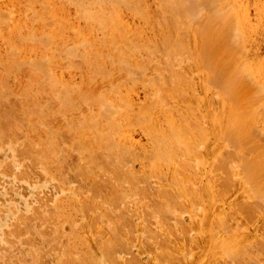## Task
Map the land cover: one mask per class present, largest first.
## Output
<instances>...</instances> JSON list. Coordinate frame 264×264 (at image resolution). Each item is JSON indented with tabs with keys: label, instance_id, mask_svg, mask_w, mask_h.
Masks as SVG:
<instances>
[{
	"label": "rangeland",
	"instance_id": "rangeland-1",
	"mask_svg": "<svg viewBox=\"0 0 264 264\" xmlns=\"http://www.w3.org/2000/svg\"><path fill=\"white\" fill-rule=\"evenodd\" d=\"M81 1L0 0V264H264L258 1ZM239 4L238 67L260 73L231 95Z\"/></svg>",
	"mask_w": 264,
	"mask_h": 264
},
{
	"label": "bare ground",
	"instance_id": "bare-ground-1",
	"mask_svg": "<svg viewBox=\"0 0 264 264\" xmlns=\"http://www.w3.org/2000/svg\"><path fill=\"white\" fill-rule=\"evenodd\" d=\"M257 1H258V2H257ZM53 2H54V1H53ZM59 2H60V1H59ZM59 2H58V3H59ZM83 2H84V0H83ZM83 2L81 1L82 5H83ZM256 2H257V4H256ZM256 2H255V4H256L257 7L255 6V8H257V9H255V10L258 11V13L256 14L257 17H256V24H255V25H256V27L258 28V27H261L262 24H263V22H264V5L262 4L263 2H261L260 0H256ZM260 2H261V3H260ZM48 3H49V1H48ZM51 3H52V2H51ZM81 3H80V4H81ZM178 3H179V2H177V4H178ZM258 3H260V4H258ZM52 4H53V3H52ZM52 4H51V5H52ZM84 4H85V3H84ZM49 5H50V4H49ZM57 5H58V4H57ZM82 5H81V8L83 7V8H82V11H83L85 8L88 7V6L85 7V5H84V6H82ZM54 6H55V4H54ZM173 6H174V5H173ZM237 6H238V5H237ZM237 6H236V7H237ZM52 7H53V6H52ZM84 7H85V8H84ZM239 7L243 8V9H238V10L236 9V10H237V11L235 10L236 12H233V13H230V14H226V15L223 16V18H222V20H223V21H222V22H223L222 26H223V27H222V26H221L222 28L220 27V30H222V31H221V33L219 34V35L221 36V34H222L223 30H224L223 28H226L225 31H224V33H223V34H224V43H225V44H228V42H230V39H231V40L235 39V42H237V43L233 42L234 40L231 42V43H233V44H236V47L233 46V50L229 49V50H231V53L229 52V53H230L229 55L224 53L225 55L229 56V57L226 56L227 59H228V58L231 59L230 56H231V54H232V60H233V56H234L235 53H236V55H235L236 57H234V60L231 61V63H232V62H235V63H234L233 65L230 63V65H231V66H235V64H236L237 66H236V68H234V70L232 69L231 73H232V72H233V73L230 75L231 77H228V76H229L228 74H229L230 71H228V74H227V69H226V68H225V69L223 68V69H224L223 71H221L222 69H220V70L217 69L218 65H216L217 67L214 66L216 70L213 68V69L215 70L214 72H216L217 75L219 74V72L217 73V70H218V71H221V73H222L221 75H222V76H220V75H219V76H220V79H221V81H222L221 83H224V87H225V89H223V88H222V89H223V91L226 90V92H229V89H232V88H233V87H232V88L227 87V86H229L227 83L225 84V82H226L227 80L230 81L229 83H231V82L234 83V82H236L235 80H236L237 78L239 79V77H237V76H239V74L241 75L240 79H242V78L244 79V78H248L249 76L251 77L252 75H257L256 73H260L261 71L264 72V71L262 70V68H261V67H264V65H262V66H260V68H258L259 64H264V57H263V51H264V33H263V36H262L261 39L256 40V43H255L254 46H253L254 43L252 44V48H251V50H250V51H248L249 49L247 50V52H248L249 54L252 53V54L254 55V60H255L256 62H258V66H257L256 63H254V61H253L252 63H254V65L256 64V68H257V69H259V70L261 69L260 72H259V71L255 68V66H254V68L258 71V72H255V74H254V71H256V70H254L253 67H251V65H252V64L250 65L251 60H250L249 65L246 66V68H247V67L249 68V69L247 68L249 71L245 68V64H246V65L248 64V63H246V61H249V60H248L249 58L247 59V53H243V56H245V61H244L245 64H243L244 62L242 61V64L244 65L243 68H245L246 70H245V69H242V70H241V68L238 67V64H239L238 61L241 60V59L239 58V55H240V54H239V50H240L239 48H240V46H241V45L239 44V41H240V43H242V42L244 41V39H245L244 34H245V31H246L247 26H248L249 23H250V20H249V18H248L247 13H246L245 7H243L242 4H241V5L239 4L238 8H239ZM49 8H50V7H49ZM59 8H60V7H59ZM90 8H91V7H90ZM90 8H89V9H90ZM164 8L167 9V11H168L169 13H170V11L172 12V10H171V9H172L171 4H170V5L165 4V5H164ZM173 8H174V7H173ZM185 8H186V6H185L184 4H182V3H179V6H176V9H177L179 12L183 11ZM52 9L55 10L54 7H53ZM52 9H50V11H49V9H48V11H49V12H52V11H51ZM177 10H176V11H177ZM82 11H81V12H82ZM84 11H85V15H86V11L88 12V8H87V10L85 9ZM91 11H93V10H91ZM91 11H89V12H91ZM173 11H174V10H173ZM176 11H175V12H176ZM54 12H55V11H54ZM89 12H88V13H89ZM175 12H174V13H175ZM56 13H57V11H56ZM88 13H87V14H88ZM91 13H92V12H91ZM89 14H90V13H89ZM89 14H88V16L86 15L89 19H92V18H90V16L93 17V19H94V17L96 16V15H94V14H92V15H89ZM170 14H171V13H170ZM39 15H40V14H39ZM93 15H94V16H93ZM39 17H40V16H39ZM39 17H37V18H39ZM41 18H42V16H41ZM95 18H97V16H96ZM99 18H100V17H99ZM102 19H104V17H103ZM69 25H70V24H69ZM31 28H32V27H31ZM20 30H21V28H20ZM28 31H29V30H28ZM30 31H31V29H30ZM50 32H52V31L50 30ZM53 32H54V31H53ZM219 32H220V31H219ZM44 34H45V33H44ZM50 34H51V33H50ZM50 34H49V35H50ZM28 35H30V33H29ZM45 35H46V34H45ZM55 35H56V34H55ZM43 36H44V35H43ZM81 36H82V35H81ZM83 36H84V35H83ZM220 36H218V37L220 38ZM222 36H223V35H222ZM222 36H221V37H222ZM28 37H30V36H28ZM53 37H54V36H53ZM53 37H52V38H53ZM84 37H85V36H84ZM44 38L46 39V37H44ZM47 38H48V37H47ZM206 38H207V37L205 36L204 43H205ZM228 38H229V40H228ZM88 39H89V37H88ZM88 39H86V40L88 41ZM165 39H166V38H164V39H162V40H165ZM217 39H218V38H217ZM220 39H222V38H220ZM220 39H219V40H220ZM42 40H44V39H42ZM162 40H161V42H162ZM45 41H46V40L43 41V43H46L45 45H47V44L50 45V43L52 42V40H49V38L47 39L48 42H47V41L45 42ZM206 41H208V40H206ZM220 41H221V40H220ZM49 42H50V43H49ZM84 42H85V41H84ZM84 42H83V45H84L83 47H84V48H87V49H85L86 51H89L88 48H90V46H91L90 43H89L90 46L86 47V46H87L86 44H87L88 42H87V43H84ZM89 42H90V41H89ZM111 42H112V41H111ZM126 42H127V41H126ZM171 42H172V43H171ZM214 42H215V39H214ZM218 42H219V41H218ZM115 43H116V42H115ZM121 43H125V41H123V42H121ZM127 43H128V42H127ZM155 43H156V42H155ZM162 43H163V45H164L163 48H165L164 50H166V51L168 50V48H170V47L174 44V42H173V41H170V39H169V40L166 39V40L163 41ZM162 43H160L161 46H162ZM116 44H117V43H116ZM119 44H120V43H119ZM129 44H130V45H128V44L125 43L123 47H122V45L120 44L119 47H118V48H120L119 53H122V52H124L125 50H127V53L124 52V54L126 53V54H128L129 57H130V55L133 54L132 52L135 51V47H133V45H132L131 42H129ZM160 44H159V46H160ZM42 45H43V44H42ZM78 45H79V44H78ZM125 45H126V46H125ZM131 45H132V46H131ZM217 45H218V43L216 44V46H217ZM237 45H238V46H237ZM81 46H82V45H81ZM116 46H117V45H116ZM120 46H121L122 48H124L125 50L122 51V48H121ZM153 46H154V49H156L157 47H159V46H156V48H155V45H154V44H153ZM167 46H168V47H167ZM219 46L222 47V44H219ZM230 46H231V44H230ZM127 47H128L129 50H130L131 47H133V48H131V50H132V49H134V50L131 51V54L128 52L129 50L127 49ZM175 47H176V46H175ZM210 47H212V46H210ZM217 47H218V46H217ZM225 47H227V45H226ZM225 47H224V49H225ZM75 48H76V46H75ZM75 48H72L71 51H72L73 49H75ZM149 48H150V47H149ZM151 48H152V47H151ZM207 48H208V47H207ZM231 48H232V46H231ZM235 48H236V49H235ZM170 49H171V48H170ZM172 49H174L173 46H172ZM172 49H171V50H172ZM175 49H176V48H175ZM208 49H209V48H208ZM217 49H218V48H217ZM222 49H223V48H222ZM75 50H76V49H75ZM75 50H74V51H75ZM77 50H78V49H77ZM148 50H149V49H148ZM150 50H153V49H150ZM150 50H149V51H150ZM157 50H158V49H157ZM227 50H228V49H227ZM229 50H228V51H229ZM78 51H79V50H78ZM121 51H122V52H121ZM166 51H165V55H164V57L169 55V54H167ZM206 51H207V50H205V52H203V53H205V54L208 55L209 51H208V53H207ZM210 51H211V49H210ZM221 51H223V50H221ZM221 51H219V53H220ZM232 51H234V53H233ZM75 52H76V51H75ZM81 52H82V51H81ZM83 52H84V51H83ZM83 52H82L81 54H83ZM151 52H153V51H151ZM225 52H227V51H225ZM71 53H72L71 55L75 57V55H73V54H75V53H74L73 51H72ZM86 53H88V52H86ZM86 53H85V55H86ZM170 53H171V51H170ZM216 53H218V50H217ZM227 53H228V52H227ZM81 54H80V55H81ZM89 54H90V53H89ZM122 54H123V53H122ZM126 54H125V55H126ZM172 54H173V53H172ZM201 54H202V52H201ZM205 54H204L202 57H204ZM212 54H213V53H212ZM212 54H211V55H212ZM76 55H78L77 52H76ZM85 55H84V56H85ZM128 55H126V57H128ZM207 55H206L205 57H207V59H208V56H211V55H208V56H207ZM218 55H219V54H218ZM218 55H217V56H218ZM250 55H251V54H250ZM89 56H91V55H89ZM212 56L215 57L216 54H215V56H214V54H213ZM76 57H77V56H76ZM80 57H81V56H80ZM121 57H122V56H121ZM168 57H169V56H168ZM202 57H201V58H202ZM213 57H210V58H211V60H210L211 62H212V59L215 60ZM222 57H224V56H222ZM80 59H81V58H80ZM88 59H89V58H88ZM202 59H204V58H202ZM207 59H205V60H207ZM220 59H221V58H220ZM223 59H224V60H223ZM223 59H222V61H225V57H224ZM235 59H236V60H235ZM124 60H125V59L121 60L122 65H123V63H124ZM167 60H168V59H167ZM117 61H118V59H117ZM208 61H209V59H208ZM219 61H220V60H219ZM40 62H41V61H40ZM89 62H91V61L89 60ZM129 62H130V61H129ZM129 62H128V63H129ZM140 62H141V61H140ZM149 62H151V60H150ZM228 62H230V61L228 60ZM228 62L226 61V64H227ZM36 63H37V62H36ZM91 63H92V62H91ZM91 63H90V64H91ZM136 63H137V62H136ZM145 63H146V62H145ZM145 63L143 62V65H145ZM147 63H148V62H147ZM208 63H209V62H208ZM42 64H43V63H42ZM90 64H89V65H90ZM94 64H96V63H94ZM117 64H118V63H117ZM124 64H125V63H124ZM129 64H131V63H129ZM138 64H140V63H138ZM161 64H162V63H161ZM217 64H218V63H217ZM221 64H222V63H221ZM228 64H229V63H228ZM46 65H48V64H46ZM46 65H45L44 67H46ZM122 65H121V66H122ZM125 65H127V64H125ZM125 65H124V66H125ZM131 65H132V64H131ZM131 65H130V66H131ZM134 65H135V64H134ZM162 65H163V64H162ZM219 65H220V62H219ZM230 65H226V66H225V63H224V66H225V67H227V66L231 67ZM90 66H91V65H90ZM93 66H95V65H93ZM97 66H98V65H96V67H97ZM124 66H123L122 70L125 69ZM136 66H137V65H136ZM138 66H139L138 69H142V70H143V69L146 68V67H145V68H142V67H143L142 65H141V66H142L141 68H140V65H138ZM211 66H212V65H211ZM221 66H222V65H221ZM221 66H219L218 68H220ZM224 66H222V67H224ZM249 66H250V67H249ZM34 67H36V66L34 65L33 68H34ZM99 67H100V66H99ZM161 67H162V66H161ZM37 68H39V67H37ZM42 68H43V67H42ZM42 68H41V69H42ZM133 68H134V67H133ZM159 68H160V67H159ZM41 69H37V70H40V71H41ZM94 69H96V68H94ZM131 69H132V68H131ZM163 69H164V68H163ZM125 70H126V69H125ZM127 70L131 71L130 69H127ZM136 70H137V69H136ZM145 70H146V69H145ZM168 70H169V69H168V63H167V69H166V71H168ZM170 70H171V69H170ZM243 70H245V71L243 72ZM143 71H144V70H143ZM143 71H142V73H141V72H140V73L143 74ZM42 72H44V69H43ZM48 72L50 73V71H48ZM48 72H47V73H48ZM133 72H134V71H133ZM171 72H173V71H171ZM47 73H46V75H47ZM98 73H99V72H98ZM127 73H128V72H127ZM130 73H131V72H130ZM169 73H170V72H169ZM95 74H97V73H95ZM138 74H139V73H138ZM213 74H215V73H213ZM216 74H215V75H216ZM237 74H238V75H237ZM97 75H98V74H97ZM134 75H135V74H134ZM171 75H172V74H171ZM235 75H236V76H235ZM258 75H260V74H258ZM261 75H264V74H261ZM47 76H48V75H47ZM129 76H130V75H129ZM137 76H138V75H137ZM137 76H136V77H137ZM234 76H235V77H234ZM174 77H175V76H174ZM216 77H217V76H216ZM257 77H258V76H257ZM130 78H133L132 80H135V81H136V79H135L134 77H130ZM150 78H151V77H150ZM170 78H171V77H170ZM172 78H173V76H172ZM213 78H214V76H213ZM235 78H236V79H235ZM258 78H259V77H258ZM261 78H262V77L260 76V81L263 80V82H261V83H264V79H261ZM163 79H164V77H163ZM163 79H162V80H163ZM243 79H242V80H243ZM149 80H151V79H149ZM154 80H155V79H154ZM245 80H247V79H245ZM245 80H243V83H246ZM258 80H259V79H258ZM219 81H220V80H219ZM260 81H259V82H260ZM136 82H137V81H136ZM249 82H251V84H252L251 87L255 88V89H254L255 91L258 90V92H260V91H262V93L264 92V87L260 85L261 83H259V82H256V83H255V79H253V81H249ZM246 84H248V83H246ZM243 85H245V84H243ZM243 85H241V86H243ZM262 85H263V84H262ZM234 86H235V85H234ZM239 86H240V85H239ZM239 86H238L237 88H235V90L232 89L234 93L232 94V92H231V95H237V93H235L236 91H237V92H238V91L242 92V91L244 90V89H242V91H241L240 89H241L242 87L240 86V87H241V88H240ZM219 87H220V85H219ZM222 87H223V86H222ZM243 87H244V86H243ZM245 87H246V86H245ZM249 87H250V85H249ZM249 87L247 86V88H249ZM262 87H263V88H262ZM238 88H240V89L238 90ZM236 89H237V90H236ZM249 89H250V88H249ZM251 89H252V88H251ZM155 90L158 91V89H155ZM254 90L251 91L250 93L254 92ZM259 90H260V91H259ZM169 91H170V90H169ZM155 92H156V91H155ZM226 92H224V94H225ZM240 92H238V94H239ZM247 92H249V91L247 90ZM256 92H257V91H256ZM256 92H254V93L256 94ZM166 93H167V92H166ZM245 93H246V92H245ZM250 93H248V94H250ZM260 93H261V92H260ZM158 94H161V93L158 92ZM248 94H247V95H248ZM227 95H228V94H227ZM262 95H264V94H262ZM255 96H256V95H255ZM258 96H261V94L258 95ZM258 96L255 97V98H258ZM159 97H160V96H159ZM234 97H235V96H234ZM164 98H165V96H164ZM255 98L253 99V100H254L253 103L255 102ZM259 98H260V97H259ZM263 98H264V96H263ZM263 98H262V96H261L260 100L263 99ZM160 99H162V98L160 97ZM160 99H159V100H160ZM231 99H234V98H231ZM225 100H226V98H225ZM164 101H165V100H161L162 103H163ZM258 101H259V99H258ZM161 102H160V103H161ZM256 102H257V101H256ZM256 102H255V103H256ZM259 102H260V101H259ZM259 102H258V103H259ZM263 102H264V101H263ZM263 102H262V103H263ZM224 104H225V103H224ZM249 104H251V102H250ZM249 104H248V105H249ZM256 104H257V103H256ZM256 104H255V105H256ZM253 105H254V104H253ZM255 105H254V106H255ZM263 105H264V103L262 104V107H263V108L261 107V105H259V106L262 108V110H261V109H260L261 111L258 110V113H262V111H264V106H263ZM106 108H107V107H106ZM251 108H252V107H251ZM225 109H226V108H225ZM106 110H107V109H106ZM259 111H260V112H259ZM225 113H226V112H225ZM263 114H264V113H263ZM263 114H262V115H263ZM262 115H261V116H262ZM259 116H260V115H259ZM261 116H260V118L258 117V118H259L258 121L261 120ZM263 116H264V115H263ZM263 120H264V119H263ZM263 120H261V122H262ZM223 122H224V121H223ZM243 122L245 123V120H244ZM244 123H242V124H244ZM258 123H259V124H257V126L260 125V122H258ZM242 124H241V125H242ZM262 124H263V122L261 123V125H262ZM244 125L247 126V124H244ZM244 125H242V126H244ZM258 127H259V126H258ZM251 128H252V127H251ZM251 128H250V130H251ZM260 128H261V127H260ZM262 128H263V130H264V127H262ZM258 129H259V128H258ZM263 130H262V131H263ZM263 132H264V131H263ZM224 133H225V132H224ZM263 135H264V134H263ZM263 135H262V137H263ZM239 137H240V139H241V138H242V139L244 138V140H246V138H245L244 136H242V135L239 136ZM238 139H239V138H238ZM240 139H239V140H240ZM244 140H243V141H244ZM248 140H249V139H248ZM251 140H252V139H251ZM254 140H255V139H254ZM240 141H241V140H240ZM240 141H237V142L239 143ZM243 141H242V142H243ZM247 142H248V141H247ZM263 142H264V141H263ZM263 142H262V146H263V144H264ZM245 143H246V142H245ZM245 143H244V144H245ZM241 144H243V143H240V145H241ZM240 145H239V146H240ZM260 145H261V144H260ZM241 147H243V146H241ZM245 147H246V146H245ZM257 147H258V146H257ZM263 147H264V146H263ZM263 147H261L262 150H264ZM243 148H244V147H243ZM246 149H248V148H246ZM246 149H245V150H246ZM259 150H260V149H259ZM244 154H246V153H244V152H242V153H238L237 156H238L239 159H240ZM223 155H224V154H223ZM225 155H226V154H225ZM231 156H232V155H231ZM234 156H235V155H234ZM223 157H224V156H223ZM235 157H236V156H235ZM238 157H236V158L238 159ZM223 162H224V161H223ZM241 166H242V165H241ZM243 166H244V163H243ZM240 168H241V167H240Z\"/></svg>",
	"mask_w": 264,
	"mask_h": 264
}]
</instances>
